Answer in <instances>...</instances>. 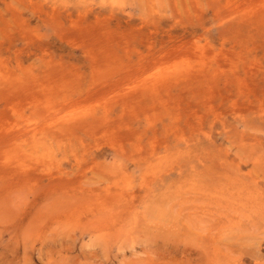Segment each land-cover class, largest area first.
I'll use <instances>...</instances> for the list:
<instances>
[{
	"label": "rangeland",
	"instance_id": "rangeland-1",
	"mask_svg": "<svg viewBox=\"0 0 264 264\" xmlns=\"http://www.w3.org/2000/svg\"><path fill=\"white\" fill-rule=\"evenodd\" d=\"M0 264H264V0H0Z\"/></svg>",
	"mask_w": 264,
	"mask_h": 264
}]
</instances>
